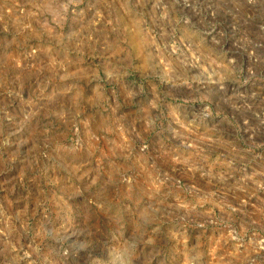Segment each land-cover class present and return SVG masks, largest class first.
I'll return each mask as SVG.
<instances>
[{"label":"rangeland","instance_id":"obj_1","mask_svg":"<svg viewBox=\"0 0 264 264\" xmlns=\"http://www.w3.org/2000/svg\"><path fill=\"white\" fill-rule=\"evenodd\" d=\"M0 264H264V0H0Z\"/></svg>","mask_w":264,"mask_h":264}]
</instances>
